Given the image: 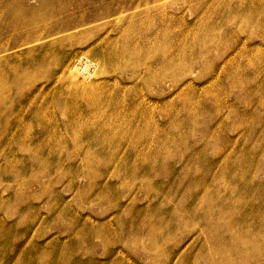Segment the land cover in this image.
Instances as JSON below:
<instances>
[{
  "label": "rangeland",
  "instance_id": "1",
  "mask_svg": "<svg viewBox=\"0 0 264 264\" xmlns=\"http://www.w3.org/2000/svg\"><path fill=\"white\" fill-rule=\"evenodd\" d=\"M0 264H264V0H0Z\"/></svg>",
  "mask_w": 264,
  "mask_h": 264
},
{
  "label": "bare ground",
  "instance_id": "2",
  "mask_svg": "<svg viewBox=\"0 0 264 264\" xmlns=\"http://www.w3.org/2000/svg\"><path fill=\"white\" fill-rule=\"evenodd\" d=\"M40 10H37V8L34 9V11L31 13L30 16H26L24 17L22 14L17 13L16 14V20L18 21L19 25H24L27 23H31L34 22L40 15ZM92 66V65H91ZM151 66L150 63L147 64L146 69ZM94 70V68H93ZM93 70H83L81 75H82V79L79 80L77 79L75 72H71L72 73V80L70 82V85L76 90L75 92H78L79 94H82L84 92H90L93 89L94 83H96L95 79V72ZM74 71V70H72ZM146 74L145 77V81L148 84H151L152 82L155 84V86H159L160 84V73L158 71H154L152 69H149L148 71H144ZM77 73V72H76ZM113 107H116V104L112 105ZM133 115L130 113H125L124 117L121 120L118 121H114V122H109L107 124H105V127L102 131V136H105L107 134L110 133H114L116 131V128L119 126H129L131 124V119H132ZM147 125V122L145 120H142L140 122V128L144 129ZM84 170V169H83Z\"/></svg>",
  "mask_w": 264,
  "mask_h": 264
}]
</instances>
